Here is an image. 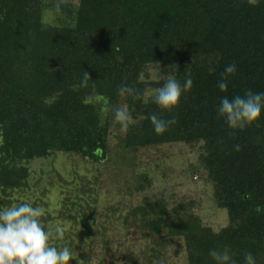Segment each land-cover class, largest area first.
Instances as JSON below:
<instances>
[{"label":"trees","instance_id":"obj_1","mask_svg":"<svg viewBox=\"0 0 264 264\" xmlns=\"http://www.w3.org/2000/svg\"><path fill=\"white\" fill-rule=\"evenodd\" d=\"M232 62L237 73L222 93L217 81ZM84 72L87 87H81ZM170 76L181 84L191 77L193 87L166 113L153 98ZM123 84L135 87L141 99L119 96ZM247 89L264 92V3L0 0V199L27 187L28 164L36 159L59 153L102 165L114 151L130 162L143 151L181 144L199 153L226 226L215 232L189 212L192 203L171 205L163 195L126 209L124 226L152 240L157 248L150 254L160 261L176 244L185 264H214L211 249H227L238 264L251 252L264 264V113L242 131L228 129L216 115L221 97ZM124 106L134 121L127 134L114 119L115 109ZM153 113L175 115L177 122L157 136L147 119ZM141 181L139 192L150 186L147 178ZM76 196L78 209L70 218L90 240L94 199ZM101 244V257L114 258L110 264H152L143 252L119 256L111 250L117 242Z\"/></svg>","mask_w":264,"mask_h":264},{"label":"rangeland","instance_id":"obj_2","mask_svg":"<svg viewBox=\"0 0 264 264\" xmlns=\"http://www.w3.org/2000/svg\"><path fill=\"white\" fill-rule=\"evenodd\" d=\"M155 74L152 73V78H156ZM113 145L114 141H111L110 147ZM198 155L197 151H190L181 144L143 151L136 159L129 158L130 162L121 160L114 151L110 160L102 165L85 162L75 155L53 154L28 164L27 187L6 192L0 199V208L26 202L42 208L44 215L40 219L46 230L57 226L63 228V238L53 236L49 243L56 247L66 245L73 250L75 259L69 264H110L114 258L101 257L103 240L117 242L111 250L112 253L117 251L119 256L131 252L138 258L143 252L152 264H185L183 253L176 244L161 253V261L152 256L149 249L157 248L152 240L139 239L137 235L140 234L132 233L124 226V221L126 209L163 195L171 205L192 203L189 212L215 232L225 227L226 212L214 205L212 187L206 180ZM142 177L150 181V186L139 192L136 188L139 183L144 184ZM87 186L91 191L80 193L86 195L85 200L94 199L89 205L96 211L95 235L90 240L86 239L77 221L70 218L78 209L72 204L74 197L80 195L78 189H87Z\"/></svg>","mask_w":264,"mask_h":264},{"label":"clouds","instance_id":"obj_3","mask_svg":"<svg viewBox=\"0 0 264 264\" xmlns=\"http://www.w3.org/2000/svg\"><path fill=\"white\" fill-rule=\"evenodd\" d=\"M250 7H258L264 0H246ZM55 13L62 12L61 5L55 6ZM237 73V65L232 62L225 66L217 81L220 92H226L230 78ZM90 82L89 74L84 72L81 87H87ZM193 87V80L188 77L183 84L174 76L167 78L162 87L156 90L153 103L163 112L172 113L179 106L181 97ZM118 95L140 100L138 90L126 84L118 88ZM264 113V92L245 90L244 94L229 99L221 97L216 109V115L222 119L230 130H244L246 127L258 124ZM114 119L120 125V130L127 134L132 125L133 117L126 106L118 107ZM149 120L157 136L165 134L170 126L176 124L175 115L165 119L156 113L150 114ZM235 151H240L239 144L234 145ZM43 209L34 207L31 202L19 203L8 208H0V264H69L74 260L73 250L66 246L56 247L49 242L53 236L63 238V228L45 229L41 223ZM209 256L214 264H238L237 260L225 249L209 250ZM82 264V262H81ZM242 264H257L256 257L251 252H245Z\"/></svg>","mask_w":264,"mask_h":264}]
</instances>
